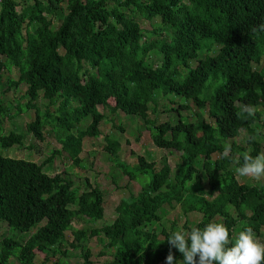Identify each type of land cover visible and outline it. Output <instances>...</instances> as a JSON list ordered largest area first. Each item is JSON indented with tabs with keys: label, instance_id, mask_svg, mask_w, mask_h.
<instances>
[{
	"label": "trees",
	"instance_id": "obj_1",
	"mask_svg": "<svg viewBox=\"0 0 264 264\" xmlns=\"http://www.w3.org/2000/svg\"><path fill=\"white\" fill-rule=\"evenodd\" d=\"M20 1L0 0V87L6 73L14 74L11 86L24 84L26 108L36 111L26 132L44 141V129L53 125L63 149L40 165L0 155V223L10 232L0 241V264H66L60 255L67 252L58 245L71 229L69 219H104L105 193L98 185L87 181L81 191L66 173L45 171L63 153L80 166L86 148L99 146L94 139L103 135V150L140 184L137 192L121 197L112 223L91 230L97 242L107 240L104 246L113 253L109 264H166L167 239L174 231L159 225L164 209L202 214L193 226L187 219L185 231L222 222L233 243L247 227L262 234L264 185L241 183L231 167L242 165L237 155L244 152L264 153V133L253 127L264 128V31H252L264 23V0H23L19 11ZM203 43L218 53L208 47L199 59ZM154 50L159 61H149ZM41 94L48 101L44 113L36 106ZM169 96L185 103H171ZM162 100L178 105L169 109L177 113L175 125L150 121V105ZM57 104L58 112L50 113ZM247 104L257 108L255 116L242 111ZM186 110L203 120L190 122L182 115ZM6 113L0 99V117ZM109 113L153 125L154 146L180 153L177 171L167 164L157 170L143 156L136 166L125 163L121 143L103 128ZM241 133L248 135L244 145L236 142ZM24 141V134L0 130L4 149ZM226 144L232 147L227 158ZM200 157L207 189L197 168ZM40 223L24 242L17 239ZM83 233L77 231L75 239ZM174 249V260H183ZM89 255L85 264H91Z\"/></svg>",
	"mask_w": 264,
	"mask_h": 264
},
{
	"label": "rangeland",
	"instance_id": "obj_2",
	"mask_svg": "<svg viewBox=\"0 0 264 264\" xmlns=\"http://www.w3.org/2000/svg\"><path fill=\"white\" fill-rule=\"evenodd\" d=\"M20 3L21 6H19V11H21L22 6L26 4L23 0L20 1ZM47 13H52L51 7L47 8ZM144 27L149 28V22H147ZM160 32H163V30ZM203 46L204 49L203 51H200L199 59L205 58L208 47L210 50H214L213 55L218 53V51L210 44L203 43ZM159 57V52L154 50L151 53L149 61L158 60ZM195 65V61L190 62L191 67H194ZM179 70L180 76H184L183 71L185 68L181 67ZM9 79L11 81H17L14 74L11 75L6 73L4 75V83L0 87V99L2 100L7 113L4 117H0V130L3 134H8L12 130L24 134L25 145L15 146L10 149L0 147V155L9 158L34 161L39 165L45 164L47 159L51 157L53 151H62L63 149L62 144L59 142L55 126L48 125L44 129V141H38L31 134L26 132V124L34 118L36 111L34 109L26 108L30 101L26 94V86L21 84L18 87H12ZM42 95L43 94H41L40 98L37 100L36 106L42 113H44L47 111L48 101L45 100ZM167 100L171 103H177V101L182 104L185 103L183 100L174 96H169ZM168 101L162 100L158 101L155 105H150V121H154L157 124L165 121H169L173 125L177 123V113L169 112V109L172 107L178 108V105L172 106ZM58 107L59 104L53 106L49 112L55 114L58 112ZM101 111L103 112V110ZM164 111L168 112L165 113ZM182 115L183 117H188L190 122L203 120L198 113L193 112L192 110L182 111ZM90 122L91 120L83 122L80 128H86ZM253 127L257 133H260V135L264 133L262 125H254ZM103 128L105 129L106 135H108L111 140H116L121 143L123 147V149H119L122 150L121 159L128 165L136 166L138 158L143 156L147 161L156 163L157 170H159L163 164H167L174 172L177 171L180 153L155 147L152 140V135L155 133L153 125L146 124L141 118L137 116H124L116 113H109L103 121ZM247 139L248 135L246 133H241L236 139V142L239 145H244ZM94 141H97L99 146L86 148L85 152H87V154L83 157L80 166H76L65 153L58 155L52 165H45V171L50 176L66 173L75 181V184L79 186L81 191L87 190L86 184L89 182L90 185H98L105 193L106 209L103 220L92 221L87 216L79 215H75L73 218L69 219L71 229L68 230L65 238L61 240V243L58 245L60 250L67 252L66 255H60L61 259L66 264H85L87 251L90 252L89 260L91 261V264H109L111 262L113 259L112 250L104 246V243H106L107 240L102 236L105 241L102 243L97 242L99 236L90 237L92 233L91 230L112 223L117 216L115 207L121 197L129 195L131 192H137L140 189V184L135 181H130L129 177L114 164L110 155L103 150L102 146H100L105 145L106 143L104 135L100 136L98 140L94 139ZM203 160L204 158L200 157L197 168L199 175L202 177L203 186L207 189L208 178L203 169ZM237 160L243 162L242 155H237ZM236 168V166H232L231 172L236 174ZM237 177L241 183L264 185V178L254 180L252 178H242L238 175ZM161 213L162 221L159 225L174 232L185 231L183 226L187 219L189 225L193 226L202 217V214L198 212H192L187 216H184L180 208H177L176 210L164 209ZM40 225L41 223L34 226L30 232L19 235L17 239L20 242H24L29 238L31 232L36 231ZM82 230L85 231V233H83L85 236L77 241L75 239L76 233L77 231L80 232ZM9 234L8 224L6 222H1L0 241ZM258 237L264 242V230Z\"/></svg>",
	"mask_w": 264,
	"mask_h": 264
},
{
	"label": "clouds",
	"instance_id": "obj_3",
	"mask_svg": "<svg viewBox=\"0 0 264 264\" xmlns=\"http://www.w3.org/2000/svg\"><path fill=\"white\" fill-rule=\"evenodd\" d=\"M253 32L264 31V23L252 28ZM242 111L255 116L257 108L243 105ZM232 147L226 144L222 156H230ZM243 163L235 169L242 178L260 180L264 178V153L251 156L242 154ZM235 232V229L232 230ZM170 245L166 264H262L264 262V242L251 227L240 231L235 242L230 239V230L224 223L210 222L204 227H194L190 231H176L167 239ZM183 255V260L175 261L172 249ZM198 257V260H197Z\"/></svg>",
	"mask_w": 264,
	"mask_h": 264
}]
</instances>
